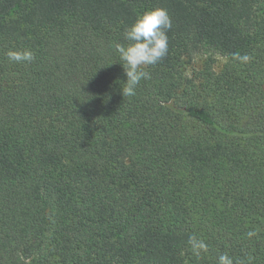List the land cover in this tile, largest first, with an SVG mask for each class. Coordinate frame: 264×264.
Segmentation results:
<instances>
[{
	"label": "trees",
	"instance_id": "1",
	"mask_svg": "<svg viewBox=\"0 0 264 264\" xmlns=\"http://www.w3.org/2000/svg\"><path fill=\"white\" fill-rule=\"evenodd\" d=\"M154 7L168 53L122 96L115 45ZM221 254L264 264V0H0V264Z\"/></svg>",
	"mask_w": 264,
	"mask_h": 264
},
{
	"label": "clouds",
	"instance_id": "2",
	"mask_svg": "<svg viewBox=\"0 0 264 264\" xmlns=\"http://www.w3.org/2000/svg\"><path fill=\"white\" fill-rule=\"evenodd\" d=\"M171 28L172 18L168 10L154 7L139 14L125 29L124 38L128 43L115 45L126 77L121 88L122 96H134L140 82L150 78V73L145 70L147 66L157 64L167 55L169 47L167 32ZM8 58L23 63L31 62L34 56L30 50H11ZM240 59L248 62L250 56L245 54ZM248 235L252 236L254 233L249 232ZM188 243L197 257L207 251V245L195 235L189 236ZM217 264H234V261L227 254H221ZM240 264L243 262L241 261Z\"/></svg>",
	"mask_w": 264,
	"mask_h": 264
},
{
	"label": "rangeland",
	"instance_id": "3",
	"mask_svg": "<svg viewBox=\"0 0 264 264\" xmlns=\"http://www.w3.org/2000/svg\"><path fill=\"white\" fill-rule=\"evenodd\" d=\"M216 62H217V65L219 66V65H222L225 62V59L224 58H217Z\"/></svg>",
	"mask_w": 264,
	"mask_h": 264
}]
</instances>
